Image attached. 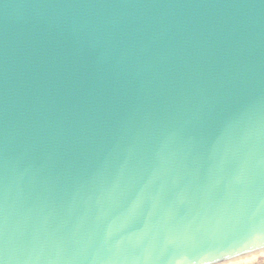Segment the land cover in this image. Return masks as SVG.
<instances>
[{"label":"water","instance_id":"water-1","mask_svg":"<svg viewBox=\"0 0 264 264\" xmlns=\"http://www.w3.org/2000/svg\"><path fill=\"white\" fill-rule=\"evenodd\" d=\"M264 254V0H0L2 264Z\"/></svg>","mask_w":264,"mask_h":264},{"label":"rangeland","instance_id":"rangeland-1","mask_svg":"<svg viewBox=\"0 0 264 264\" xmlns=\"http://www.w3.org/2000/svg\"><path fill=\"white\" fill-rule=\"evenodd\" d=\"M236 264H264V254L238 262Z\"/></svg>","mask_w":264,"mask_h":264},{"label":"snow or ice","instance_id":"snow-or-ice-1","mask_svg":"<svg viewBox=\"0 0 264 264\" xmlns=\"http://www.w3.org/2000/svg\"><path fill=\"white\" fill-rule=\"evenodd\" d=\"M0 264H2V261H0Z\"/></svg>","mask_w":264,"mask_h":264},{"label":"bare ground","instance_id":"bare-ground-1","mask_svg":"<svg viewBox=\"0 0 264 264\" xmlns=\"http://www.w3.org/2000/svg\"><path fill=\"white\" fill-rule=\"evenodd\" d=\"M236 264V263H235Z\"/></svg>","mask_w":264,"mask_h":264}]
</instances>
